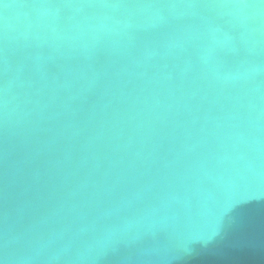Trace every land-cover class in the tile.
Masks as SVG:
<instances>
[{"label":"water","instance_id":"1","mask_svg":"<svg viewBox=\"0 0 264 264\" xmlns=\"http://www.w3.org/2000/svg\"><path fill=\"white\" fill-rule=\"evenodd\" d=\"M0 264H264V0H0Z\"/></svg>","mask_w":264,"mask_h":264}]
</instances>
